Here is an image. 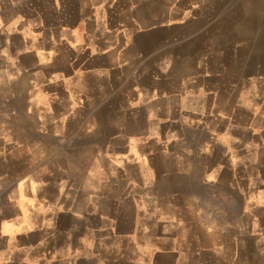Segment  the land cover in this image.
Wrapping results in <instances>:
<instances>
[{"label": "crops", "instance_id": "obj_1", "mask_svg": "<svg viewBox=\"0 0 264 264\" xmlns=\"http://www.w3.org/2000/svg\"><path fill=\"white\" fill-rule=\"evenodd\" d=\"M65 1L0 0V264H264V18Z\"/></svg>", "mask_w": 264, "mask_h": 264}, {"label": "rangeland", "instance_id": "obj_2", "mask_svg": "<svg viewBox=\"0 0 264 264\" xmlns=\"http://www.w3.org/2000/svg\"><path fill=\"white\" fill-rule=\"evenodd\" d=\"M111 1L114 7L121 9L135 0ZM65 2L67 8V5L71 2V0H66ZM97 2L99 3L100 0H97ZM135 2L137 4H141L143 1L137 0ZM169 2L174 6V8L176 7V10L186 9V11H188L190 8L196 10L202 9V14L205 15L204 19H207L209 24L210 40H219L222 35L224 36L225 41L223 48L220 47V41H216L218 43V47L215 49L210 47V52H220L221 49H223L224 53L227 54V52L232 53L233 51H236V35L237 37L239 36L241 40V50H245L243 42L247 41L249 38V27H251V25L255 22L258 23L259 18H264V0H170ZM194 12L195 10L193 11V14H195ZM196 13L201 15L200 12ZM237 24L239 25L237 26ZM209 210L211 214L212 209ZM215 227L216 225L209 224L210 234H216V232L213 231V229L216 230ZM211 238L212 236L210 235L209 242H211ZM145 242L147 245L150 241L145 240Z\"/></svg>", "mask_w": 264, "mask_h": 264}]
</instances>
